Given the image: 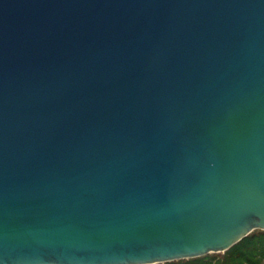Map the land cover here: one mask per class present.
I'll return each instance as SVG.
<instances>
[{"label": "water", "instance_id": "obj_1", "mask_svg": "<svg viewBox=\"0 0 264 264\" xmlns=\"http://www.w3.org/2000/svg\"><path fill=\"white\" fill-rule=\"evenodd\" d=\"M264 231V0H0V264H164Z\"/></svg>", "mask_w": 264, "mask_h": 264}, {"label": "trees", "instance_id": "obj_2", "mask_svg": "<svg viewBox=\"0 0 264 264\" xmlns=\"http://www.w3.org/2000/svg\"><path fill=\"white\" fill-rule=\"evenodd\" d=\"M164 264H264V231L255 230L225 253Z\"/></svg>", "mask_w": 264, "mask_h": 264}]
</instances>
